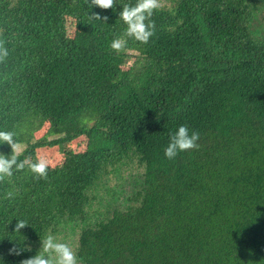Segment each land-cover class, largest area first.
Returning <instances> with one entry per match:
<instances>
[{"label":"trees","instance_id":"obj_1","mask_svg":"<svg viewBox=\"0 0 264 264\" xmlns=\"http://www.w3.org/2000/svg\"><path fill=\"white\" fill-rule=\"evenodd\" d=\"M167 1L142 43L119 19L136 0H0V130L24 145L19 160L63 155L46 177L0 182V264L60 226L78 264H264V0ZM182 125L199 147L168 159ZM117 173L95 211L87 192Z\"/></svg>","mask_w":264,"mask_h":264},{"label":"clouds","instance_id":"obj_2","mask_svg":"<svg viewBox=\"0 0 264 264\" xmlns=\"http://www.w3.org/2000/svg\"><path fill=\"white\" fill-rule=\"evenodd\" d=\"M116 4V0H91V6L98 7L103 10L112 9ZM160 7L159 0H136L135 5H124L119 14V19L126 25L124 36L134 38L135 40L148 43L149 39L154 35L155 22L151 20L153 11ZM97 20H101L99 14L93 16ZM108 17H103L107 21ZM126 45V40L123 38L114 39L111 47L119 51ZM9 55L8 49L5 47V42L0 40V63H3ZM15 133L11 131L0 130V144H7L11 148V154L5 156L0 153V182L5 178H10L13 175V169L21 171L28 168L37 178H43L47 175L48 164L42 159L33 161L31 157H25L19 160V152L21 145L15 140ZM199 133L192 132L186 125L180 126L170 136V142L165 149V156L168 159L176 157L178 152H183L198 148ZM13 191H7L5 199L11 200L14 198ZM28 224L23 219H17L15 232L27 227ZM41 247L37 254L33 257L24 259L20 264H78L76 253L66 243L57 242L52 234H47L44 239H40ZM9 254L19 255L16 248L10 250Z\"/></svg>","mask_w":264,"mask_h":264},{"label":"rangeland","instance_id":"obj_3","mask_svg":"<svg viewBox=\"0 0 264 264\" xmlns=\"http://www.w3.org/2000/svg\"><path fill=\"white\" fill-rule=\"evenodd\" d=\"M165 2L169 3V1L164 0ZM160 5L161 4V0H159ZM73 29L69 28V35L72 36L73 35ZM133 63V60L130 61V64ZM45 132V130H42L40 133H37L36 136H41L43 133ZM86 140L85 138H79L78 140L74 141L71 146L75 149V150H82L84 149ZM24 146V145H21ZM36 158L38 159H42L44 161H46L47 163L49 162L51 165H55L60 163L63 160V155L59 152V148H55V149H48V148H39L36 152ZM52 162V163H51ZM122 173H126L125 169L123 168ZM118 180H119V176L118 173L117 174H110L108 176H106L105 178H101L97 184L89 191L87 192L88 195V199L89 201H91V203L94 205V209L96 211V209H98V207L100 206L101 202L103 201V199L106 196V192H105V187L109 186L111 188H116L117 184H118ZM97 207V208H96ZM94 213V212H93ZM96 221V217H92L89 218V223H93ZM59 230L56 234H52L57 242H61V243H66L68 244L73 250L75 249V245H76V240H77V236L75 235V233H69L71 232V230L67 229H63L62 226L58 227Z\"/></svg>","mask_w":264,"mask_h":264}]
</instances>
